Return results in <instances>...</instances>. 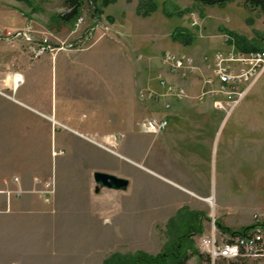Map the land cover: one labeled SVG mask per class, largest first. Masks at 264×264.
Instances as JSON below:
<instances>
[{"label": "rangeland", "instance_id": "1", "mask_svg": "<svg viewBox=\"0 0 264 264\" xmlns=\"http://www.w3.org/2000/svg\"><path fill=\"white\" fill-rule=\"evenodd\" d=\"M104 1L97 13L85 0L83 23L75 27L59 17L67 13L63 0H0V36L28 32L32 40H0L1 77L24 75L15 94L1 83L0 89L35 109L0 100V195L4 180L15 178L26 192L11 210L4 196L0 202V264H104L115 253L158 255L169 221L182 208L204 214L205 231L194 236V245L206 257L199 246L214 220L220 242L251 228L255 215L264 220V74L229 117L213 108L211 97H201L197 78H177L189 96L172 101L171 127L157 136L143 134L140 123L163 116V105L138 95L147 87L159 91L160 76L167 80L155 63L167 51L198 58L264 51V15L243 0L224 7L195 0ZM192 14L198 27L191 26ZM45 38L52 51L36 57L31 48ZM129 58L138 59L145 77L138 88ZM79 63L93 65V74ZM56 112L61 126L40 114ZM118 135L124 138L110 139ZM54 150L62 155L54 157ZM152 170L188 177L198 194L157 179ZM95 172L128 179L130 187L97 193ZM52 180L48 203L39 191ZM241 263L264 264V258Z\"/></svg>", "mask_w": 264, "mask_h": 264}, {"label": "built area", "instance_id": "2", "mask_svg": "<svg viewBox=\"0 0 264 264\" xmlns=\"http://www.w3.org/2000/svg\"><path fill=\"white\" fill-rule=\"evenodd\" d=\"M190 21L192 27H198L200 24L196 14H192ZM82 23L83 18L78 19L75 27H80ZM105 29L109 31V28ZM22 35L28 37L29 34L28 32H17L16 34L9 32L7 36H0V40L4 39L11 42L15 37ZM28 40L32 41L29 37ZM225 41L229 42L228 36ZM31 50L35 53L36 57H39L48 50L52 51V48L49 40L45 38L37 48H31ZM202 62L204 66H200L192 56L179 55L171 51L165 52L161 61L163 68L178 78H197L202 84L201 97H211L214 100L213 108L218 112L226 114L227 117L236 110L264 74V51H251L247 53L236 50L229 52L217 51L211 55H204ZM16 75H12L11 80ZM9 78L10 74H7L3 78L0 74V83L5 88L12 89L6 83V80ZM158 85L159 91L147 87L141 89L138 93L142 101L162 103L164 111L163 116L147 118L140 123V131L143 134L157 136L165 132L170 126L168 113L172 110V101H183L189 96L188 89L185 86L174 82L171 83L163 78V76H160ZM216 86L217 88H214ZM16 90H14V94ZM0 96L15 100L13 96L8 95L1 89ZM53 123L55 124L54 121ZM110 137V139L113 138V141L118 142L124 138V135ZM60 155L62 154L56 153L55 150L53 151L54 157ZM35 181L39 182L38 179ZM4 184L7 188L2 192L6 196L9 209L10 202L13 199H20L26 192L19 178H15L11 182L5 180ZM13 186L16 187L12 188ZM54 188L55 183L52 180L47 182L44 190L39 191L41 198L45 202L49 203L51 201ZM199 247L202 253L210 257L211 264H217L221 260L237 261L264 258V220L261 215H255L253 226L246 232L241 235L231 236L221 242L217 240L214 220L210 237L204 238Z\"/></svg>", "mask_w": 264, "mask_h": 264}, {"label": "trees", "instance_id": "3", "mask_svg": "<svg viewBox=\"0 0 264 264\" xmlns=\"http://www.w3.org/2000/svg\"><path fill=\"white\" fill-rule=\"evenodd\" d=\"M103 0H89V5L99 13V2ZM203 6H218L224 7L237 0H195ZM245 5L253 10H258L264 15V0H243ZM104 2H111L105 0ZM149 0H146L148 4ZM64 7L67 13L59 15L60 19L66 23H77L81 18L82 9L85 0H63ZM104 6L108 5L103 3ZM239 49L238 52L263 51L257 48ZM204 214L189 210L188 208L180 209L176 216L168 223V241L163 250L158 255H151L145 252H137L134 254H119L115 253L105 260L104 264H191V259L196 257L197 264H211L210 257H206L196 249L194 245V236L204 233L203 220ZM200 221L197 228L193 225L194 221ZM221 230L225 228L220 226ZM250 227L243 228L241 231H234L233 235H241ZM227 232V231H224ZM244 260L227 261L221 260L222 264H246L241 263ZM220 261L217 263L219 264Z\"/></svg>", "mask_w": 264, "mask_h": 264}, {"label": "crops", "instance_id": "4", "mask_svg": "<svg viewBox=\"0 0 264 264\" xmlns=\"http://www.w3.org/2000/svg\"><path fill=\"white\" fill-rule=\"evenodd\" d=\"M100 39H98V41H99ZM230 43V42H229ZM135 45V44H134ZM136 46V45H135ZM148 48V47H147ZM149 50H150V55H149V57H150V59H153L154 60V57L152 56L153 55V50H152V48H151V45L149 46ZM172 52V51H171ZM164 55V54H163ZM179 55H183V54H179ZM188 56H191V55H188ZM204 56V54L200 57V58H198V57H196V55L195 56H192V57H194L195 59H196V61H197V63L200 65V66H204V64H203V62H202V57ZM163 57V56H162ZM130 59V58H129ZM156 59V58H155ZM197 59H199V60H197ZM129 62H131V65H132V71L130 72V76H131V78H132V80L134 81V83H135V85H136V87L137 86H139V85H141L144 81V76H142V75H140V62L138 61V59L137 58H134V59H130V61ZM155 63H158V65L161 67L162 66V63H160V62H155ZM79 64H81V63H79ZM78 64V65H79ZM80 67L83 69V71H86V73H91V75L93 74V65H91V64H84V63H82L81 65H80ZM163 67V66H162ZM165 69V68H164ZM166 71V70H165ZM140 72V73H139ZM3 74V73H2ZM7 74V73H6ZM6 74H4V75H6ZM11 76H12V74L11 73H9ZM19 74V73H18ZM22 75V78L24 77V75L23 74H21ZM125 74L123 75V77H119V81H125L126 79H125ZM166 77H167V80L169 81V82H177V76H175V75H172V74H170V73H168L167 71H166V75H165ZM24 79V78H23ZM23 81V80H22ZM138 88V87H137ZM17 89V87L15 88V90ZM14 91V90H13ZM2 97V96H1ZM5 99V100H4ZM14 99L15 100H11V99H7V98H5V97H2V98H0V100H3V101H6V100H9V101H12V102H18L19 104H22L24 107H27V108H29L30 110H35L33 107H31V106H26V104L25 103H22L21 101H18L17 99H16V97H14ZM2 104V103H1ZM1 104H0V106H1ZM125 106V105H124ZM1 111L2 110H0V113H1ZM172 111V110H171ZM170 111V112H171ZM169 112V113H170ZM168 113V115H169V118H170V127H171V120H172V117H171V115ZM43 117H45L48 121H50V122H52V120H51V118H55L56 119V121H58L59 123H62V122H60L59 120H58V118H57V112H56V115H55V113H40ZM0 121H2V119L0 118ZM3 122V121H2ZM126 124V121H125V119L123 120V122H122V124ZM2 124V123H1ZM63 124V123H62ZM176 127V126H175ZM185 127V126H184ZM118 130H124V129H118ZM114 131H116V130H110V129H108L105 133H110V132H114ZM104 133V134H105ZM95 135H98L97 134V132L95 133ZM101 134H99L98 136H100ZM153 176H155V177H157V179H160V180H163L164 182H166V183H169V184H171V185H173L174 187H176V188H178V189H180V190H182V191H184V192H186L187 194H189V195H196V194H198L196 191H195V188L194 189H192V188H189L190 186H192V185H197V183H194L191 179H189L188 177H186V176H174V178H171V177H169V176H167V175H165L163 172H161V171H151L150 172ZM5 181V180H4ZM189 186V187H188ZM1 193V192H0ZM4 196V198H5V200H6V208H8V203H7V199H6V196L5 195H3ZM3 196H2V194L0 195V202H1V205L4 203V198H3ZM13 201V200H12ZM12 201L10 202V207H9V210H11V207H12ZM4 207V206H3ZM179 210V209H178Z\"/></svg>", "mask_w": 264, "mask_h": 264}, {"label": "water", "instance_id": "5", "mask_svg": "<svg viewBox=\"0 0 264 264\" xmlns=\"http://www.w3.org/2000/svg\"><path fill=\"white\" fill-rule=\"evenodd\" d=\"M94 181L97 184L96 192L102 189L112 190L116 192H126L130 187L128 179L118 177L105 172H95Z\"/></svg>", "mask_w": 264, "mask_h": 264}, {"label": "bare ground", "instance_id": "6", "mask_svg": "<svg viewBox=\"0 0 264 264\" xmlns=\"http://www.w3.org/2000/svg\"><path fill=\"white\" fill-rule=\"evenodd\" d=\"M22 80H23L22 76L17 74L12 80L10 76V78L6 80V83L8 84L9 87H12V89L15 90V88L18 87L22 83ZM53 121L55 122L56 125L59 124L56 120H53ZM59 126H61V124H59Z\"/></svg>", "mask_w": 264, "mask_h": 264}]
</instances>
